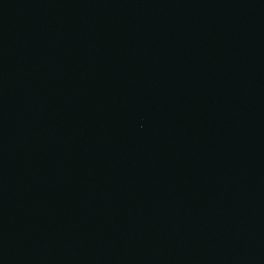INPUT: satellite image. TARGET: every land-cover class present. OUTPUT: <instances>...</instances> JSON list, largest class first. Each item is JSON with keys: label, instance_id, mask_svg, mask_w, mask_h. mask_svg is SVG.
<instances>
[{"label": "water", "instance_id": "water-1", "mask_svg": "<svg viewBox=\"0 0 264 264\" xmlns=\"http://www.w3.org/2000/svg\"><path fill=\"white\" fill-rule=\"evenodd\" d=\"M0 264H264V0H0Z\"/></svg>", "mask_w": 264, "mask_h": 264}]
</instances>
